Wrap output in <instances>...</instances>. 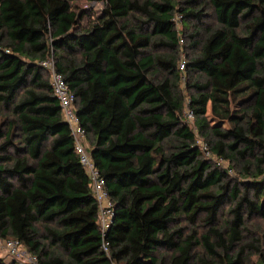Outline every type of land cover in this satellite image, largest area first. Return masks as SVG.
<instances>
[{"label":"trees","instance_id":"obj_1","mask_svg":"<svg viewBox=\"0 0 264 264\" xmlns=\"http://www.w3.org/2000/svg\"><path fill=\"white\" fill-rule=\"evenodd\" d=\"M77 1L0 0V238L39 264H264V0H85L86 25ZM50 57L114 205L104 238Z\"/></svg>","mask_w":264,"mask_h":264},{"label":"built area","instance_id":"obj_2","mask_svg":"<svg viewBox=\"0 0 264 264\" xmlns=\"http://www.w3.org/2000/svg\"><path fill=\"white\" fill-rule=\"evenodd\" d=\"M40 65L50 72L51 87L60 101L63 119L70 128L80 163L85 168L91 181L93 195L98 204L99 226L104 238L113 222L115 209L106 187V180L92 159L86 130L82 126L80 117L75 109V95L70 91L63 76L57 71L53 57L41 61ZM185 65L186 59L185 55H183L180 69L183 70ZM186 118L188 122H193L195 119L193 111L188 110ZM200 145L205 155L211 156L208 144L200 140ZM220 162L222 161L220 160ZM103 248L105 251L108 250V242L104 241ZM0 258H3L5 264H39L38 257L29 252L17 239L0 238Z\"/></svg>","mask_w":264,"mask_h":264},{"label":"rangeland","instance_id":"obj_3","mask_svg":"<svg viewBox=\"0 0 264 264\" xmlns=\"http://www.w3.org/2000/svg\"><path fill=\"white\" fill-rule=\"evenodd\" d=\"M203 2H206V4H207V0H203ZM76 6L81 10H88L87 12H88V15H87V17L86 18H84V20H83V22H82V24L83 25H86L87 23H89V20H93L96 16H97V14L101 11V9H102V4L101 3H96V2H92V3H88V2H86L85 0H78L77 2H76ZM208 12L210 13V14H208L207 16H206V18H205V21L209 24V25H212V24H214L215 23V21H214V17H213V15L211 14V10H209V8H208ZM177 21H178V29H179V31L180 32H182L183 30H184V27H185V23H183V21L181 22V21H179V19H176ZM160 53H168L169 51L167 50V49H161L160 51H159ZM186 100H187V103H188V101H189V98L188 97H186ZM189 107L187 106L186 107V110H185V113H184V116H185V120L187 121V118H186V112L189 110L188 109ZM208 119H209V121L211 122V124H214L216 121H215V119L212 117V115L210 114V112H208ZM188 122V121H187ZM189 124H190V126H192V127H195V123H194V121L193 122H188ZM226 126V124L224 125V127ZM7 127H8V122H6V120L5 119H3V120H1L0 121V129H2L3 131H6V129H7ZM15 133H18L16 130H15ZM91 144L89 143V147L91 148V146H90ZM223 211H227V205L226 206H224L223 208ZM223 218H225V217H227V215L226 214H224L223 213ZM254 224H256V228H254L255 230H257L259 227H261L262 226V224L263 223H261L259 220H256L255 222H254ZM263 226H264V224H263ZM263 240H264V238H263ZM264 243V242H263ZM257 259H258V256L257 255H254L253 257H252V261L255 263L256 261H257Z\"/></svg>","mask_w":264,"mask_h":264}]
</instances>
